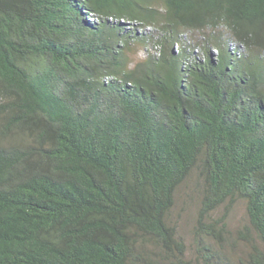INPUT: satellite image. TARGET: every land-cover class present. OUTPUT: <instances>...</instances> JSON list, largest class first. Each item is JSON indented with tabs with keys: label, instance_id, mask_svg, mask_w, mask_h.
<instances>
[{
	"label": "trees",
	"instance_id": "trees-1",
	"mask_svg": "<svg viewBox=\"0 0 264 264\" xmlns=\"http://www.w3.org/2000/svg\"><path fill=\"white\" fill-rule=\"evenodd\" d=\"M0 264H264V0H0Z\"/></svg>",
	"mask_w": 264,
	"mask_h": 264
},
{
	"label": "rangeland",
	"instance_id": "rangeland-1",
	"mask_svg": "<svg viewBox=\"0 0 264 264\" xmlns=\"http://www.w3.org/2000/svg\"><path fill=\"white\" fill-rule=\"evenodd\" d=\"M132 53H133L132 54L133 58L135 60H140L141 58L145 57L146 49L143 48L142 46L138 45V46H136V48L134 49V51ZM185 195L188 196L187 193ZM244 213H245V211H244L243 205L242 204H238L237 207H236V210L234 212V215L232 216V220H231L233 226H237V225H239L240 223L243 222Z\"/></svg>",
	"mask_w": 264,
	"mask_h": 264
}]
</instances>
